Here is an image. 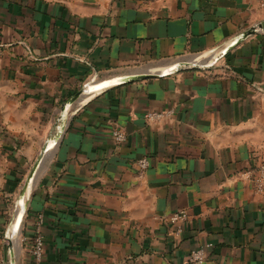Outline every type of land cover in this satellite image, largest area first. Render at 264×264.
I'll use <instances>...</instances> for the list:
<instances>
[{"label":"crops","instance_id":"0c3cea01","mask_svg":"<svg viewBox=\"0 0 264 264\" xmlns=\"http://www.w3.org/2000/svg\"><path fill=\"white\" fill-rule=\"evenodd\" d=\"M263 19L259 0H0V264H34L38 214L42 264H179L200 246L202 264H264V193L240 174L264 161V29L203 65ZM47 147L21 248L10 204Z\"/></svg>","mask_w":264,"mask_h":264},{"label":"built area","instance_id":"2783aa9c","mask_svg":"<svg viewBox=\"0 0 264 264\" xmlns=\"http://www.w3.org/2000/svg\"><path fill=\"white\" fill-rule=\"evenodd\" d=\"M260 4L264 7V0H259ZM216 60L213 57L205 64L210 66L215 63ZM173 109L167 108L162 110H148L145 113V118L149 122L161 121L164 118L172 115ZM113 139L117 144L124 142L127 139V133L120 127H116L112 131ZM136 165L139 169L140 173H143L150 165V159L148 155H143L136 159ZM242 176L250 179L256 191L260 193H264V161L256 162L250 167L243 169L240 171ZM188 211L185 208H180L179 210L173 212L170 216V220L174 223L186 221L188 219ZM43 215L38 214L35 221V233L33 238L29 244H27V250L32 254L33 263L34 264H42L44 260V233L42 230L43 225ZM181 232V226L176 230V234ZM22 240H26L25 236H22ZM206 256V248L204 246H200L197 248H193L186 256L185 260L180 262L179 264H202L205 262Z\"/></svg>","mask_w":264,"mask_h":264},{"label":"rangeland","instance_id":"374dc122","mask_svg":"<svg viewBox=\"0 0 264 264\" xmlns=\"http://www.w3.org/2000/svg\"><path fill=\"white\" fill-rule=\"evenodd\" d=\"M52 147H47L44 150V153H47L51 150ZM43 157V156H42ZM33 160H29V164L28 167L26 168V170L23 172V176H22V180H21V190L19 194L15 193L13 196V201L11 202V220L9 221L10 223V227L13 229V236H14V240L15 241H19L20 242V246L21 248H23L24 242L22 240V231H21V227H22V223H23V218L26 212V208H27V199L31 194L32 188L29 189L30 187H28L30 180H32L33 176L32 174H30V167H32V163ZM34 164V163H33ZM28 182V183H27ZM19 188V189H20ZM28 188V189H27ZM15 209H17L15 211ZM15 211V213H14ZM14 213V214H13ZM8 236H7V243H8Z\"/></svg>","mask_w":264,"mask_h":264},{"label":"water","instance_id":"95a60500","mask_svg":"<svg viewBox=\"0 0 264 264\" xmlns=\"http://www.w3.org/2000/svg\"><path fill=\"white\" fill-rule=\"evenodd\" d=\"M258 28H261V29H264V19L259 22L258 24L252 26L251 28H248L247 30H245L244 32H242L240 35H237L235 38H233V40H231V42H229L226 46H224L219 52H216L214 55H213V59L214 60H219L221 57H223L224 55H226V53H228V51L230 49H232L234 46H236L238 43H240L247 35H249L250 33H253L255 32ZM197 66V65H195ZM148 75V74H146ZM144 76V75H143ZM142 75L141 76H136V77H143ZM131 79H134V77H129L127 79L128 80H131ZM83 92V88L80 89L78 92H76V94H74L73 96H71L67 102V105H71L72 103H74L77 99L80 98V95L82 94ZM65 108V106H64ZM42 156H38L37 159L35 160L33 166L31 167L30 169V174H32L33 178H32V181H31V185L33 186L38 174H39V171H40V161L42 159ZM42 163V162H41ZM9 241L7 243V246H8V250L10 252V259L11 261L13 262L14 259H13V255L11 254V251H10V245H9Z\"/></svg>","mask_w":264,"mask_h":264},{"label":"bare ground","instance_id":"6f19581e","mask_svg":"<svg viewBox=\"0 0 264 264\" xmlns=\"http://www.w3.org/2000/svg\"><path fill=\"white\" fill-rule=\"evenodd\" d=\"M50 154V151L49 152H47V153H45L44 155H43V157H42V159H41V161H40V168L44 165V162H45V160H46V158L48 157V155ZM42 162V163H41ZM31 181L32 180H30V181H28L29 182V185H28V187H30L29 189H31V187H32V185H31ZM27 182V183H28ZM28 189V188H27Z\"/></svg>","mask_w":264,"mask_h":264}]
</instances>
